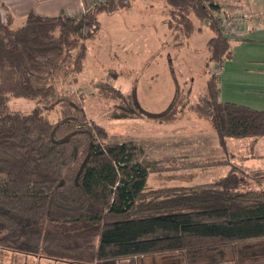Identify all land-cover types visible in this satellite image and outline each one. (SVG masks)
<instances>
[{
  "label": "trees",
  "instance_id": "trees-1",
  "mask_svg": "<svg viewBox=\"0 0 264 264\" xmlns=\"http://www.w3.org/2000/svg\"><path fill=\"white\" fill-rule=\"evenodd\" d=\"M162 1L176 38H190L204 25L213 31L206 43V89L188 109L210 120L226 154L196 166L230 169L210 182L149 187L151 173L178 163L135 159L134 141L117 140L65 94V82L83 71L88 42L101 31L100 15L130 0H106L77 14L31 10L17 26L0 4V251L68 264H136L145 256L154 257L153 264H235L241 244L264 238V190L244 185L248 176L263 184L264 172L250 173L227 156L229 138H253L254 146L264 137V109L220 98V73L233 54L220 5ZM95 85L112 100L114 119L170 123L188 98L177 90L167 108L154 112L143 107L136 87L123 92L110 81ZM13 97L35 106L14 110ZM54 106L56 120L48 115Z\"/></svg>",
  "mask_w": 264,
  "mask_h": 264
},
{
  "label": "rangeland",
  "instance_id": "rangeland-1",
  "mask_svg": "<svg viewBox=\"0 0 264 264\" xmlns=\"http://www.w3.org/2000/svg\"><path fill=\"white\" fill-rule=\"evenodd\" d=\"M165 12L166 4L162 0H130L129 5L114 13H102L100 15L102 28L99 35L88 42V54L83 71L77 74L75 80L68 79L63 90L66 95L80 100L87 116L104 125L110 133L117 135V140L133 139L139 149L134 154L137 160L160 159L172 150H167L166 145L169 142L191 138L204 141V148H209L210 151L208 155L226 157V154L213 149L215 146L219 147V143L210 120L188 109L206 89L208 78L205 68L208 55L206 43L213 35V31L204 25L201 31L195 32L190 38L181 35L176 38L165 21L167 17ZM25 17H17L15 25H21ZM234 27L235 23L231 21L225 29L231 34ZM181 41L182 44L177 43ZM212 70L219 72L220 68L213 66ZM103 80L112 82L123 92L136 87L138 99L143 107L157 112L167 108L177 90L181 89L182 96L188 94L186 100H181L184 112L172 123H160L147 118L114 119L110 116L112 100L95 85L96 82ZM9 105L14 110L29 111L35 106V102L23 97H13ZM58 111V106L49 109V117L56 120L59 116ZM253 142V138H229L227 156L236 164L246 167L250 173H261L264 172V158L261 160L254 158L253 154H264V137L259 138L254 146ZM180 148H173V152L178 153V156L183 154ZM183 157L182 155L179 158ZM183 162L179 161L180 164ZM227 169H229L227 165L192 167L175 175H182L181 180L184 181L187 173L193 174L197 179L184 183L197 184L213 181L222 176ZM175 171L151 173L148 177L149 187L178 185L180 182L170 178ZM244 185L264 190V183L259 185L249 176L244 178ZM152 258L154 257H138L135 258V262L151 264ZM236 258L235 264H264V238L241 244ZM27 263L68 264L42 256L21 254L12 256L6 251H0V264ZM123 264H127L125 259Z\"/></svg>",
  "mask_w": 264,
  "mask_h": 264
},
{
  "label": "crops",
  "instance_id": "crops-1",
  "mask_svg": "<svg viewBox=\"0 0 264 264\" xmlns=\"http://www.w3.org/2000/svg\"><path fill=\"white\" fill-rule=\"evenodd\" d=\"M86 1L89 3L88 0ZM82 2L85 3V0H0V4H4L14 14L15 20L17 17L24 18L31 10L44 16H54L62 12L77 14L81 11ZM216 2L220 5V16L240 18L239 24L235 25L230 34L233 49L232 58L224 63L220 73V98L223 101L264 109V0H216ZM204 146L205 142H201L197 138L169 142L166 145L167 150H172L158 160L166 159L168 162L171 160L178 163L184 161L181 165L169 169L168 172L176 170L170 175L175 176L172 178L173 181L176 179L180 182L178 185L187 184L184 182L197 179L195 175L187 173L186 180L184 178L183 181L181 180L183 179L182 175L175 174L185 172L184 170L192 167L203 168L196 164L212 156L208 155L209 148H204ZM174 147H181L183 158H179L182 155L178 156V153L173 152ZM213 149L225 154L220 144L219 147L215 146ZM253 157L261 160L264 158V154H253ZM230 161L236 164L231 158ZM226 165L230 169V164ZM243 168L246 169V167ZM227 171L221 175H225Z\"/></svg>",
  "mask_w": 264,
  "mask_h": 264
},
{
  "label": "built area",
  "instance_id": "built-area-1",
  "mask_svg": "<svg viewBox=\"0 0 264 264\" xmlns=\"http://www.w3.org/2000/svg\"><path fill=\"white\" fill-rule=\"evenodd\" d=\"M106 0H88L89 3H86L87 1L85 0V3L82 4L81 12H86L88 9L92 8L95 6L97 3L105 2ZM125 2H128V0H125ZM225 27L228 28V25L231 24V21H234L235 25L239 24L240 18L238 17H231V18H223L221 16ZM239 21V22H238Z\"/></svg>",
  "mask_w": 264,
  "mask_h": 264
}]
</instances>
